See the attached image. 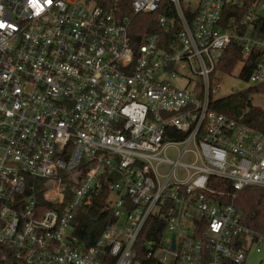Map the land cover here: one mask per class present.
<instances>
[{
	"label": "built area",
	"instance_id": "2783aa9c",
	"mask_svg": "<svg viewBox=\"0 0 264 264\" xmlns=\"http://www.w3.org/2000/svg\"><path fill=\"white\" fill-rule=\"evenodd\" d=\"M120 1L0 0V264H133L149 217L159 264H245L264 232L233 202L264 194V131L212 107V74L235 44L264 84L263 3L128 0L157 13L138 41ZM103 189L114 222L85 247L73 213Z\"/></svg>",
	"mask_w": 264,
	"mask_h": 264
},
{
	"label": "trees",
	"instance_id": "16d2710c",
	"mask_svg": "<svg viewBox=\"0 0 264 264\" xmlns=\"http://www.w3.org/2000/svg\"><path fill=\"white\" fill-rule=\"evenodd\" d=\"M97 4H103L106 0H94ZM256 0H246V5H250ZM122 11L129 13L132 18L131 31L140 41L146 33H152L157 30L155 17L153 14H132L128 6V0H121ZM264 29V22H262ZM258 53H252L244 56L240 48L231 44L220 57L215 72L230 74L235 67L241 63L242 67L238 77L247 82L249 75L257 60ZM264 92V84L248 87L247 89L230 93L222 98L212 102V107L219 112L235 118L244 124H247L257 130L264 131V109L252 104L250 95L252 93ZM219 183V182H218ZM72 191L67 189L65 203L71 199ZM109 191L103 189L98 193L87 206H79L74 210L72 219L73 235L85 247L94 243L102 231L109 223L114 222L112 212L109 206ZM234 205L242 213V221L247 226L264 232V194L262 190L255 187H247L237 192L234 199ZM157 224L155 217H149L140 231L134 246L136 256L134 263L138 264H159L146 255L144 242L148 239L155 238L156 233L153 231ZM160 226V225H159ZM162 226V224H161Z\"/></svg>",
	"mask_w": 264,
	"mask_h": 264
},
{
	"label": "rangeland",
	"instance_id": "374dc122",
	"mask_svg": "<svg viewBox=\"0 0 264 264\" xmlns=\"http://www.w3.org/2000/svg\"><path fill=\"white\" fill-rule=\"evenodd\" d=\"M263 3V7H259V13L264 15V0H261ZM242 64L239 63L235 69L230 74H216V82L218 83V89L216 90L214 96L215 98H222L230 93L238 92L249 87V84L245 81H242L238 77V73L241 70ZM186 76L193 81L197 80V77L191 74L190 72H186ZM180 84V83H179ZM252 104L259 106L264 109V92L262 93H252L250 95ZM80 175V172L77 170H72L67 172V176L72 179H77ZM245 264H264V246H262L260 252H256L253 248L248 253L247 258L245 260Z\"/></svg>",
	"mask_w": 264,
	"mask_h": 264
},
{
	"label": "water",
	"instance_id": "95a60500",
	"mask_svg": "<svg viewBox=\"0 0 264 264\" xmlns=\"http://www.w3.org/2000/svg\"><path fill=\"white\" fill-rule=\"evenodd\" d=\"M174 247V242H172V248Z\"/></svg>",
	"mask_w": 264,
	"mask_h": 264
}]
</instances>
